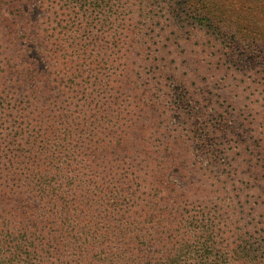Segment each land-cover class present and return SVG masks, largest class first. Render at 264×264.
I'll return each mask as SVG.
<instances>
[{
    "label": "rangeland",
    "instance_id": "rangeland-1",
    "mask_svg": "<svg viewBox=\"0 0 264 264\" xmlns=\"http://www.w3.org/2000/svg\"><path fill=\"white\" fill-rule=\"evenodd\" d=\"M31 3L23 19L9 17L6 9L0 18L7 76L19 80L24 69L38 75L23 88H39L42 108L75 102L77 92L61 85L59 75L67 56L53 42L51 55L45 44V31L57 26L58 7L49 12L41 0ZM4 17L13 22L10 30ZM122 20L118 61L99 69L93 81L101 99L117 103L109 115L119 124L118 137L100 131L94 161L108 160L102 171L115 168L139 178L135 201L148 207H134V218L160 220L154 230L163 232L169 208L213 211L230 264H264V0H130ZM84 130L90 149L93 131ZM5 133L0 127V136ZM119 137L127 140L125 152L110 145ZM3 146L0 141V153ZM65 168L62 176L71 173ZM34 206L41 213L37 201ZM87 211L101 217L99 209ZM24 219L18 217L19 228L28 224ZM117 249L110 259L122 256ZM64 255V264H97L94 253L90 259L75 251Z\"/></svg>",
    "mask_w": 264,
    "mask_h": 264
},
{
    "label": "trees",
    "instance_id": "trees-1",
    "mask_svg": "<svg viewBox=\"0 0 264 264\" xmlns=\"http://www.w3.org/2000/svg\"><path fill=\"white\" fill-rule=\"evenodd\" d=\"M31 2L0 0V18L6 9L9 17L23 19ZM40 4L49 12L58 7L57 26L47 28L45 44L52 47L51 55L53 42L67 56L59 75L61 85L77 92L76 101L42 108L39 88L29 92L23 88L26 82L36 83L38 75L24 69L19 80L10 79L8 63L0 59V127L6 131L0 136L5 149L0 153V206L10 204L0 207V264H64V254L73 251L89 259L94 253L97 264H230L225 231L213 211L192 214L169 208L172 215H163V232L154 230L160 220L132 216L134 207H148L145 200L135 201L142 191L139 178L115 168L102 171L108 160L94 161L100 153L93 149L100 131L116 135L119 124L109 115L117 103L101 99L93 81L99 69L105 71V66L112 68L118 61L119 26L130 0H41ZM9 17L4 21L10 30ZM179 98L185 106V98ZM86 126L93 131L88 135L90 149L85 146ZM119 138L110 145L125 152L122 145L127 140ZM65 167L71 173L62 176ZM35 201L42 206L41 213ZM88 208L99 209L101 217ZM18 217L28 224L19 228ZM111 244H115L112 250ZM115 249L122 256L110 259Z\"/></svg>",
    "mask_w": 264,
    "mask_h": 264
}]
</instances>
